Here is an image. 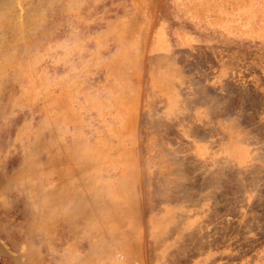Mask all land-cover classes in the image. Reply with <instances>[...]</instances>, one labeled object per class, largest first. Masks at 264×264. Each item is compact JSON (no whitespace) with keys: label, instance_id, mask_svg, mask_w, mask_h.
Segmentation results:
<instances>
[{"label":"rangeland","instance_id":"374dc122","mask_svg":"<svg viewBox=\"0 0 264 264\" xmlns=\"http://www.w3.org/2000/svg\"><path fill=\"white\" fill-rule=\"evenodd\" d=\"M0 264H264V0H0Z\"/></svg>","mask_w":264,"mask_h":264}]
</instances>
